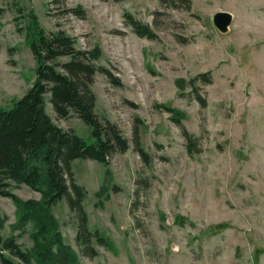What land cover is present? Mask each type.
Here are the masks:
<instances>
[{
	"label": "rangeland",
	"instance_id": "rangeland-1",
	"mask_svg": "<svg viewBox=\"0 0 264 264\" xmlns=\"http://www.w3.org/2000/svg\"><path fill=\"white\" fill-rule=\"evenodd\" d=\"M77 5L82 17L63 13ZM0 7V107L9 108L35 76L24 31L17 30L27 20L17 7L33 9L46 32L61 28L76 47L98 48L96 66L120 79L115 85L95 74L94 110L118 126L129 148L109 156L107 165L72 162L74 178L86 190L87 226L112 246L92 239L96 255L84 254L75 239V212L64 199L52 206L63 241L80 264H264V0H191L189 10L179 0H0ZM222 10L232 14L225 33L212 22ZM125 11L157 37L134 33L123 22ZM200 73L211 80L198 84L205 107L189 85L178 83ZM45 97L58 126L92 141L87 124L74 114L57 117ZM157 103L183 113L198 152H186L181 126ZM135 128L151 155L149 165L133 148ZM138 178L147 186H138ZM11 191L21 199L40 197L25 184L11 182ZM0 216V234L18 235L22 249L30 250L32 225L21 234L13 230L18 215L10 198L0 196Z\"/></svg>",
	"mask_w": 264,
	"mask_h": 264
},
{
	"label": "trees",
	"instance_id": "trees-1",
	"mask_svg": "<svg viewBox=\"0 0 264 264\" xmlns=\"http://www.w3.org/2000/svg\"><path fill=\"white\" fill-rule=\"evenodd\" d=\"M179 1L185 3L187 10L190 9L191 0ZM16 10L27 20L25 27L17 30L24 31L25 42L35 62V76L31 86L21 97L13 99L9 108L0 107V196L10 198L16 208L18 217L13 230H20L21 234L31 223L33 245L27 251L17 242L18 235L0 234V264H31L32 260L36 264H80L76 252L63 241L52 206L64 199L69 210L75 212V239L83 246L84 254L90 257L96 255L92 239L100 246H112L107 236L97 228L90 230L87 226L83 207L86 190L76 182L72 162L91 159L107 165L109 156L129 148V141L118 126L106 117H99L94 110L96 96L92 85L95 74L103 73L115 85L121 84L120 79L108 68L96 66L98 48H78L75 38L64 29L46 32L33 9L23 11L17 7ZM3 12L4 8L0 7V15ZM63 13L82 17L84 10L77 5L64 9ZM123 22L140 37H157L148 24L128 11L123 13ZM210 81L208 73L197 74L188 81L178 79L180 86H190L201 107L206 106V100L198 92V84ZM46 95L57 117L67 118L74 114L91 128V142H86L73 129H63L52 120L46 110ZM155 106L168 112L170 120L181 126L186 152L189 155L198 152L195 137L182 125L183 113L166 104L157 103ZM132 144L143 164L149 165L151 155L141 145L136 128ZM11 182L25 184L37 191L40 197L21 199L11 191ZM137 184L146 187L147 181L138 178ZM101 193L100 189L97 195ZM179 222L183 224L184 219L179 217ZM3 223L4 218L0 216V228ZM13 258L18 261L15 263Z\"/></svg>",
	"mask_w": 264,
	"mask_h": 264
},
{
	"label": "water",
	"instance_id": "water-1",
	"mask_svg": "<svg viewBox=\"0 0 264 264\" xmlns=\"http://www.w3.org/2000/svg\"><path fill=\"white\" fill-rule=\"evenodd\" d=\"M212 22L218 31L225 33L232 22V14L224 10L217 11L212 15Z\"/></svg>",
	"mask_w": 264,
	"mask_h": 264
},
{
	"label": "crops",
	"instance_id": "crops-1",
	"mask_svg": "<svg viewBox=\"0 0 264 264\" xmlns=\"http://www.w3.org/2000/svg\"><path fill=\"white\" fill-rule=\"evenodd\" d=\"M95 104H96V101H95Z\"/></svg>",
	"mask_w": 264,
	"mask_h": 264
}]
</instances>
